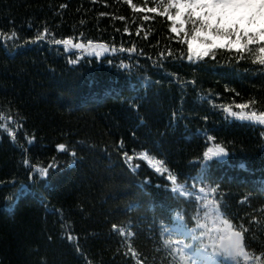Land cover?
<instances>
[{
    "label": "trees",
    "instance_id": "trees-1",
    "mask_svg": "<svg viewBox=\"0 0 264 264\" xmlns=\"http://www.w3.org/2000/svg\"><path fill=\"white\" fill-rule=\"evenodd\" d=\"M133 2L143 10L127 0H0V264H184L164 243L176 213L205 235L240 230L249 259L232 264H264V125L223 107L252 99L264 111L257 46L243 59L219 49L215 61L190 63L182 35L146 11L160 0ZM68 36L117 51L88 55L59 43ZM216 144L227 153L205 159ZM143 150L208 197L174 195ZM53 160L58 169L41 179L36 165Z\"/></svg>",
    "mask_w": 264,
    "mask_h": 264
},
{
    "label": "snow or ice",
    "instance_id": "snow-or-ice-1",
    "mask_svg": "<svg viewBox=\"0 0 264 264\" xmlns=\"http://www.w3.org/2000/svg\"><path fill=\"white\" fill-rule=\"evenodd\" d=\"M127 2L133 9H138V5L133 0H127ZM138 10H143V6H139ZM146 11L166 17L167 21H169V31L178 38L182 35V40H178V42L186 45L187 61L190 63L194 60L200 63L207 62L205 58L215 61L216 52L219 49L234 51L237 60L243 59L242 54L251 52V46L256 45L254 60L264 65V0H160L159 5L149 7ZM147 18L145 16V19ZM189 24L191 25L190 29L188 27ZM124 31L128 32L129 30L125 28ZM46 32L47 29L45 28L40 33V36H43ZM145 35L147 36L148 33H145ZM40 36H37V39H40ZM13 38H15V33H13ZM72 39L71 36H68L59 41V43L64 45L72 44L74 48L95 52L97 57L109 50L107 44L103 41L94 42L90 39L87 44H84L83 41L72 43ZM123 50L133 53L135 48L133 46ZM112 51L115 52L117 50L113 48ZM159 55L163 56L164 53ZM168 55H172L170 49ZM180 55L184 56V53L181 52ZM255 104L256 102L252 99L240 102L236 107L241 109V111H233L231 105H224L223 107L233 117L259 121L264 124V111H257ZM250 106L252 110L246 111ZM8 119L11 120L12 117L9 116ZM204 119L206 120L207 117H204ZM56 148L64 151L66 150V145L60 143L56 145ZM227 151L225 147L216 144L214 148H207L203 152V157L209 159L211 156L226 154ZM70 155L75 156L74 149ZM122 155L125 162L134 159V157L129 156L127 151L123 152ZM139 157L148 164L154 165L153 170L157 174H163L166 168L164 160L150 157L148 150L141 151ZM24 163L28 164V161L25 160ZM58 167V163L53 160L48 167H41L37 164L35 172L38 173L41 179H47L49 171L56 170ZM177 179V176L172 175L169 171L167 180L176 183ZM224 223L229 224L230 222L225 221ZM113 228H116V225H113ZM119 231L123 232L124 229L121 228ZM69 239H71V236H69ZM220 241L227 255L232 257L242 256L245 260L249 259L241 231L229 227L227 234L220 237ZM164 243L169 244L171 242L164 241ZM177 251L180 252L182 250L177 249ZM130 256L136 257L137 252L132 251ZM179 258L184 264H187L186 257L180 255ZM137 264H144V260H138Z\"/></svg>",
    "mask_w": 264,
    "mask_h": 264
},
{
    "label": "rangeland",
    "instance_id": "rangeland-1",
    "mask_svg": "<svg viewBox=\"0 0 264 264\" xmlns=\"http://www.w3.org/2000/svg\"><path fill=\"white\" fill-rule=\"evenodd\" d=\"M68 45L72 46V44H68ZM108 49L109 50L107 52L102 53L101 56L112 53V49L109 47ZM79 50H81L83 53H86L88 55L96 56L95 52L85 51L83 49H79ZM233 111H241V109H236ZM246 111H250V110H246ZM226 113L229 117L236 118L240 121H248V122L264 125L259 121L241 119L239 117L231 116L227 111ZM138 158L140 157L138 156ZM127 164L131 169L135 168V166L131 163V160L127 161ZM148 165L153 170L154 165L151 164ZM164 172L166 174V179H167V175L169 173L166 172L165 169ZM167 182H168L169 190L174 195H178L186 198L192 196L193 198L198 200H205L209 195V192L205 190V188L196 184L195 182H192L189 186L183 183H179L177 181L176 183H172L167 180ZM165 232L167 234V237L173 244L176 254L179 257L180 255L186 257L187 264H193V262L194 264H220V261L225 262V264H231V261H233V258L226 257L218 249L217 244L221 236H218L214 232H210L205 235L204 232L201 231L199 224H196L194 227H187L183 221L182 216L178 213H176L173 216L172 226L165 227ZM177 249H181L182 251L178 252Z\"/></svg>",
    "mask_w": 264,
    "mask_h": 264
},
{
    "label": "water",
    "instance_id": "water-1",
    "mask_svg": "<svg viewBox=\"0 0 264 264\" xmlns=\"http://www.w3.org/2000/svg\"><path fill=\"white\" fill-rule=\"evenodd\" d=\"M218 247L220 248V250L222 251V252H224V248H223V246H222V244H221V241L219 242V244H218ZM225 253V252H224ZM226 254V253H225ZM227 255V254H226ZM228 257H232V256H229V255H227Z\"/></svg>",
    "mask_w": 264,
    "mask_h": 264
},
{
    "label": "bare ground",
    "instance_id": "bare-ground-1",
    "mask_svg": "<svg viewBox=\"0 0 264 264\" xmlns=\"http://www.w3.org/2000/svg\"><path fill=\"white\" fill-rule=\"evenodd\" d=\"M184 223H185V222H184ZM235 230L240 231V230H238V229H235Z\"/></svg>",
    "mask_w": 264,
    "mask_h": 264
}]
</instances>
